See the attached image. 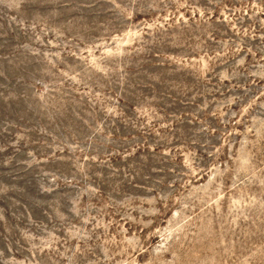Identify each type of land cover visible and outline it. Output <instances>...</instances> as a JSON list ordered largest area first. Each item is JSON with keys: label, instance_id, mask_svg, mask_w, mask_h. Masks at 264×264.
Instances as JSON below:
<instances>
[{"label": "rangeland", "instance_id": "374dc122", "mask_svg": "<svg viewBox=\"0 0 264 264\" xmlns=\"http://www.w3.org/2000/svg\"><path fill=\"white\" fill-rule=\"evenodd\" d=\"M0 264H264V0H0Z\"/></svg>", "mask_w": 264, "mask_h": 264}]
</instances>
